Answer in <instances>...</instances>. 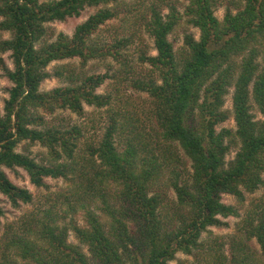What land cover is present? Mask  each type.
Returning a JSON list of instances; mask_svg holds the SVG:
<instances>
[{"label": "trees", "instance_id": "obj_1", "mask_svg": "<svg viewBox=\"0 0 264 264\" xmlns=\"http://www.w3.org/2000/svg\"><path fill=\"white\" fill-rule=\"evenodd\" d=\"M186 1L185 16L200 30L199 40L186 35L185 48L177 54L169 36L182 19L179 1L142 0V20L157 54L141 42L130 55L129 48L140 39L137 33L126 37L114 29L107 37L97 34L118 18V0H0V32L12 34L0 40V52H11L14 62L11 70L0 59L13 83L4 114L0 111V193L14 206L34 199L3 167L23 168L36 187H45L47 178L75 186L74 192L29 215L22 226H9L0 244L3 264H170L178 253L196 256L184 264H264V198L246 209L227 244L220 238L202 241L210 227L226 224L222 219L240 216L238 207L223 202L224 194L244 205L246 193L264 187V119L255 120L250 105L253 100L264 117V0L233 1L223 21L215 14L219 0ZM101 5L72 37L62 33L37 47L47 35L46 24ZM63 60L80 64L60 65L54 75L47 71ZM95 60H112L118 67L89 74L86 68ZM53 76L65 86L40 91ZM108 79L113 86L99 94ZM232 87L236 130H218L231 117L223 108ZM129 90L147 94L151 102L134 105ZM85 104L106 109L107 126L79 155L85 129L49 125L46 116L59 109L83 116ZM23 141L42 143L53 164L17 152ZM238 146L226 167V156ZM60 199L67 207L61 216L55 209ZM87 202L96 203L99 213L86 208ZM79 208H86V227L60 225ZM70 230L80 245L69 243Z\"/></svg>", "mask_w": 264, "mask_h": 264}, {"label": "rangeland", "instance_id": "obj_2", "mask_svg": "<svg viewBox=\"0 0 264 264\" xmlns=\"http://www.w3.org/2000/svg\"><path fill=\"white\" fill-rule=\"evenodd\" d=\"M50 0H40V2H46ZM122 6L121 11L119 13L118 18L109 21L107 25L103 26L101 30L97 33L98 36L107 37V33L111 32L112 30H117L120 32V35L129 37L130 33H137L140 36V39L136 41L134 46L129 48L128 53L130 55L136 54V48L141 47L142 44L147 45L149 47V52L152 55H156L157 52L154 47V40L146 33V26L145 22H143L142 18L145 15L144 6L141 4L142 0H118ZM178 9L181 13L182 19L180 23L177 25L173 33L169 36V40L173 43L174 49L177 54L181 52L183 48H185V37L186 35L190 34L195 37V39H200V30L193 25L189 24L187 17L185 16V8L188 5V1L186 0H178ZM233 1L237 0H219V6L216 8V16L220 21L224 20L226 11L228 8L234 9ZM146 3H150L147 1ZM109 7V6H107ZM101 8H104L103 5L97 7H87L82 12L81 16L79 17H72L68 18L66 21H54L51 23L46 24L47 27V35L45 39L42 40L37 47H41L44 43L47 42H54L57 40L60 34H65L69 37H72L77 26L81 23L85 22L90 16L97 13ZM168 10H165L167 13ZM136 18V20H131L128 17ZM132 17V18H133ZM96 34V37H97ZM12 34L9 32H0V40L3 39H10ZM262 48V45L259 46ZM0 59H2L4 66L8 67L9 69H14V62L12 58L11 52H0ZM262 61V57L258 59ZM80 64V60H63V61H56L51 63L47 67V71L54 75L55 69L60 65H73V64ZM109 65H112L114 69L118 67L114 61L109 60L107 62L102 61H92L88 64L86 71L89 74H104L107 72ZM114 84L113 79H108L106 83L98 89L99 94H106L110 91L111 87ZM65 86L59 78L51 77L44 82H42L40 86V91L47 92L54 88ZM253 86L254 82L250 85V97L253 98ZM13 87V83L7 78L5 71L3 70L2 66L0 65V111L4 114V106L6 99L9 98V90ZM235 88L232 87L229 89L227 96L225 97V105L224 110L229 111L231 117L225 123L219 125L217 128L221 130L222 128H228L233 131L236 130V121L234 119L233 113V96H234ZM128 96L133 98L134 105H144L149 104L151 101L147 94H141L137 92H132L129 90L127 92ZM252 107V114L255 117V120H263V114L260 112L257 105L252 100L250 104ZM106 109H97L95 107L84 105L85 115L79 116L78 114L72 112L68 109H59L54 113V115H47L46 119L49 125H55L62 127L63 129H69L74 125L82 126L84 130V138L81 140L78 148L79 155H85L84 149H86L85 144L87 142H94L96 143L103 133L105 132L106 124ZM43 115V112H40ZM120 144V143H119ZM120 147V146H118ZM123 148L120 147V150ZM240 146L232 148L231 152L226 156V167L229 166L231 161H233L236 157L237 152L239 151ZM17 152L23 153L28 155L29 157L35 159L40 164L51 165L52 163V155L47 147H45L40 142L30 143V141H23L21 142L17 148ZM183 155V154H182ZM187 166L191 168V163L188 162ZM5 173L7 174L8 178L18 187L28 189L33 195V201L29 204L20 203L19 206H14L10 199L0 193V207L2 208V214H0V244L3 241L4 234L8 230L11 224L15 226H22L23 220H25L31 214H37L38 211L42 208L44 204H51L56 201L55 198H59L63 193H70L75 191V186L72 185L70 182L64 180L63 178L54 179V178H47L45 180L46 186L45 187H36L30 180L28 173L23 168H15L9 169L3 167ZM264 178V174H263ZM79 182V180H75ZM74 181V182H75ZM73 182V183H74ZM168 195L170 198H175V192L173 190L168 191ZM246 201L244 205H240L238 200L235 196L224 194L222 199L223 202L227 205H233L239 208L240 216L239 217H229L226 219H222L226 224L220 227H210L208 232L203 234L202 241L204 240L207 244L212 242L215 238L222 239L223 242L226 244L230 236L237 233L238 225L241 223L243 216L245 215L246 209L249 208L253 202L263 199L264 198V187L258 190L253 194L246 193ZM52 199L53 201H50ZM60 201V202H59ZM86 208H89L91 211L95 213H99L97 211V204L94 202H87ZM85 209H78L76 213L69 214L66 217L60 220V225L67 224L68 226L70 223H74L79 227H86L87 226V212ZM55 209L62 215L63 210H67L65 205L61 204V199L56 202ZM54 210V208H53ZM55 211V210H54ZM53 211V213H54ZM70 227V226H69ZM69 243L80 245L79 239L76 236V233L73 230L69 231L68 236ZM82 245V244H81ZM252 245L259 250V246L256 241L252 242ZM84 251L90 255L87 246H83ZM225 252L229 253V245L226 246ZM196 260V256H188L183 253H178L176 259L172 261L170 264H180V262H194ZM3 259L0 250V264H3Z\"/></svg>", "mask_w": 264, "mask_h": 264}]
</instances>
